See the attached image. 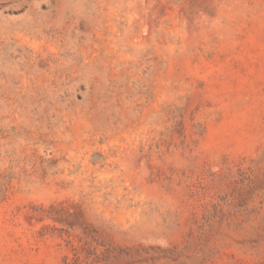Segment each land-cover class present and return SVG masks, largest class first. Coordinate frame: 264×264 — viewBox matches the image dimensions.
Masks as SVG:
<instances>
[{
    "label": "rangeland",
    "instance_id": "rangeland-1",
    "mask_svg": "<svg viewBox=\"0 0 264 264\" xmlns=\"http://www.w3.org/2000/svg\"><path fill=\"white\" fill-rule=\"evenodd\" d=\"M0 264H264V0H0Z\"/></svg>",
    "mask_w": 264,
    "mask_h": 264
}]
</instances>
